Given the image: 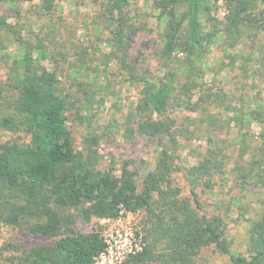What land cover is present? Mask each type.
I'll return each instance as SVG.
<instances>
[{
  "label": "trees",
  "instance_id": "1",
  "mask_svg": "<svg viewBox=\"0 0 264 264\" xmlns=\"http://www.w3.org/2000/svg\"><path fill=\"white\" fill-rule=\"evenodd\" d=\"M6 1L10 8L11 3H30L39 15L41 29L34 40L21 36L24 56L13 62L9 81L0 83V131L21 132L29 138L0 141V232L5 226L18 227L44 235L51 243L29 249L8 243L0 247V264H98V256L107 247L104 235L99 229L79 230L78 224L137 211L144 212L146 244L127 264H196L209 250L227 257L231 264H264V211L246 216L242 207L253 206L236 203L237 198H246L251 192L260 193L264 202V130L259 134L262 145L250 163L254 167L235 169L236 184L227 189L229 165L252 148L254 137L249 133L253 130L234 132L231 124L214 117L209 126L213 133L207 134L210 148L201 160L185 165L180 153L183 141L198 136L201 128L195 120L178 123L167 115L171 101L179 99L180 105L191 111L207 105L210 110L233 113L230 121L236 124L264 121L256 97L241 92V88L231 94L222 86L206 88L199 82L204 74L198 51L216 35L204 29L211 0H143L158 13L159 26H164L158 42L162 75L152 69L154 65L143 49L150 43L143 40L147 22L140 19L152 14L139 11V0L95 2L96 27L109 32L112 52L121 60L129 81L141 88L136 131L159 148L157 160L141 185L139 172L132 170L128 161L120 170L112 165L101 167L99 152L93 147L96 136L88 137L84 147L75 144L67 124L72 94L63 90L55 69L36 63L33 51L43 53L44 37L55 47L58 34L70 23L68 16L57 12L62 0ZM17 12H21L20 7ZM226 12L224 37L231 48H237L246 35L264 39V0H228ZM7 17L0 15V31L13 28ZM186 24L189 34L185 28L182 31ZM2 48L0 40V52ZM253 51L254 42L248 56L261 61L256 72L262 73L264 55L251 56ZM176 52L186 55V64L181 65L186 81L179 78L178 67L170 62ZM77 53L79 66L86 67L85 48ZM235 71L243 80L248 76L242 69ZM235 99L239 106H234ZM247 101L257 107H245ZM224 130L227 135L222 138L219 131ZM236 189L239 195L232 194ZM245 222L249 223L250 239L247 249L241 251L230 245L227 233L232 225ZM9 249L19 254L6 259L4 250Z\"/></svg>",
  "mask_w": 264,
  "mask_h": 264
},
{
  "label": "rangeland",
  "instance_id": "2",
  "mask_svg": "<svg viewBox=\"0 0 264 264\" xmlns=\"http://www.w3.org/2000/svg\"><path fill=\"white\" fill-rule=\"evenodd\" d=\"M97 0H62L57 9L58 13L68 16L66 19L69 24L64 25V29L58 34L56 46L50 44V39L44 37L42 42L45 44L43 53L38 49L33 51L36 63L46 66L50 70L58 72L64 91L72 94L71 109L67 112V124L72 131L75 144L80 147L86 145L88 137H97L94 144L100 155L101 167L106 168L115 166L116 170H120L125 161L129 162L132 170L139 172V184L146 172L150 170L159 155V148L155 141H151L147 137L141 136L137 131V104L141 98V88L129 81V74L122 66L121 60L112 52V48L108 42L109 32L96 27V2ZM10 8L6 0H0V15L7 14L8 21L14 26L11 30H1L0 40L4 48L0 52V83L6 84L12 74L13 62L21 60L24 56V44L21 36L26 39L34 40L41 25L38 19L36 9L30 8L28 2L11 3ZM140 12H150L152 16L141 18V22H147V27L142 32L143 40L150 43V46L143 48L149 54V60L152 62L153 70L158 74H163L162 65L158 61L159 44L164 26H159L157 21V12L150 10V6L143 0L138 3ZM209 20L205 21V30H212L216 33L214 40L204 42L201 50L198 51L197 59L202 61L201 69L203 77L199 82L206 88H213L216 85L224 87L231 94H237L236 90L241 88V92H245L250 96H254L260 107L256 106L262 112L264 118V68L262 73H257L256 69L260 66L261 61L252 60L248 53L251 51L254 42L255 51L264 55V39L256 40V37L246 35L239 41L237 48H231L224 37V24L227 15L228 0H211ZM20 7L21 12H17ZM36 11V13H34ZM148 18V19H145ZM186 30L189 34L187 24L183 25L182 31ZM107 32V33H106ZM46 34V33H44ZM36 42V40H35ZM85 48L86 64L82 68L77 62L79 53ZM69 54L68 59L63 57ZM236 60L231 62L232 57ZM178 67L179 78L186 81L187 73L181 65L186 64V55L183 53H175L170 61ZM220 67H223L219 70ZM244 70L248 74L242 79L237 75V71ZM84 83H88L85 85ZM196 96H194L195 101ZM234 106H239L237 99L233 100ZM247 101L246 106L254 107ZM6 112V111H4ZM3 112V114H4ZM220 110H210L204 105L198 111H191L180 105L179 99H173L169 106L168 114L174 117L180 123V120H195L200 127L198 136L191 141H183L180 149L182 162L186 165L194 164L201 160L207 149L210 148L211 142L208 140L207 134L213 133V127L209 126L214 117H218L225 124H231L234 132H245L253 130L249 133L254 138L251 140V147L243 156H238L229 165V176L227 181V189L234 186L235 169L239 167H254L252 156L258 146L262 145V139L259 135L264 130V121L257 120L240 122L238 124L230 121V115ZM190 117V118H187ZM220 124V122L218 123ZM194 127V126H193ZM135 130H134V129ZM226 130V129H225ZM219 131V135L225 138L226 131ZM28 141L29 138L24 133H13L5 130L0 131V141ZM186 140V139H184ZM260 162V161H258ZM258 162L255 163L258 165ZM258 169V168H256ZM264 174V171H261ZM236 189L232 194H238ZM257 193V190H254ZM260 194V193H258ZM253 192L249 193L246 198H237L236 203L241 201L250 204L251 208L242 207V213L246 216H254L256 212L264 211V202ZM226 199H230V195H225ZM264 198V193L262 195ZM123 218L121 223L114 219L93 218L91 221L78 224L79 230L92 231L99 229L104 236L114 234L118 226H123L124 231H129L132 236L129 245L133 248L132 252L125 255L121 263L127 264L129 258L142 250L145 246V235L143 221L144 212H124L120 216ZM119 218V217H118ZM230 245L237 250H246L250 239L249 223H241L232 225L227 233ZM8 243H13L20 249H29L41 244H49L51 240L45 238L44 235H33L24 229L14 228L11 226L3 227L0 232V247H4ZM19 251L4 250V257L9 259L18 255ZM196 264H231L227 257L215 253L213 250L203 253L197 260ZM108 264L109 261H108Z\"/></svg>",
  "mask_w": 264,
  "mask_h": 264
},
{
  "label": "built area",
  "instance_id": "3",
  "mask_svg": "<svg viewBox=\"0 0 264 264\" xmlns=\"http://www.w3.org/2000/svg\"><path fill=\"white\" fill-rule=\"evenodd\" d=\"M111 219V218H109ZM123 221L122 217L117 218V222L121 223ZM114 234L104 236L107 243L106 249L98 256V264H117L121 263L125 255L133 251V248L129 245V240L132 233L129 231H124L123 226H118Z\"/></svg>",
  "mask_w": 264,
  "mask_h": 264
}]
</instances>
